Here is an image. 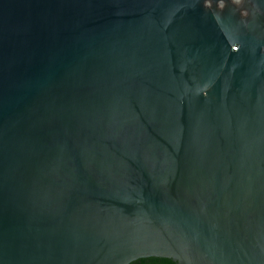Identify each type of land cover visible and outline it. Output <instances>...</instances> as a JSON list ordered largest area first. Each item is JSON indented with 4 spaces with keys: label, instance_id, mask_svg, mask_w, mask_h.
Returning a JSON list of instances; mask_svg holds the SVG:
<instances>
[{
    "label": "water",
    "instance_id": "obj_1",
    "mask_svg": "<svg viewBox=\"0 0 264 264\" xmlns=\"http://www.w3.org/2000/svg\"><path fill=\"white\" fill-rule=\"evenodd\" d=\"M264 264V0H0V264Z\"/></svg>",
    "mask_w": 264,
    "mask_h": 264
},
{
    "label": "trees",
    "instance_id": "obj_2",
    "mask_svg": "<svg viewBox=\"0 0 264 264\" xmlns=\"http://www.w3.org/2000/svg\"><path fill=\"white\" fill-rule=\"evenodd\" d=\"M130 264H176L173 261L169 259H163V258H146V259H140L137 261H134Z\"/></svg>",
    "mask_w": 264,
    "mask_h": 264
}]
</instances>
